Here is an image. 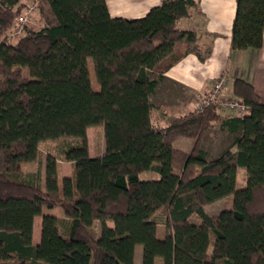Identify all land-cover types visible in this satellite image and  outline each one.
<instances>
[{"label": "trees", "instance_id": "trees-1", "mask_svg": "<svg viewBox=\"0 0 264 264\" xmlns=\"http://www.w3.org/2000/svg\"><path fill=\"white\" fill-rule=\"evenodd\" d=\"M20 4L0 0V264H133L138 245L141 264H264V104L253 86L231 82L248 105L221 122L234 151L208 158L199 147L219 117L214 106L161 128L150 118L163 73L188 53L210 55L195 28L178 26L190 8L200 12L199 0H162L139 18L112 17L105 0H37L42 26L10 42L4 32ZM263 31L264 0H235L230 49H260ZM92 126L103 127L95 156ZM180 137L192 139L189 150L173 146ZM46 141L56 155L46 157L42 182L21 165L37 162ZM54 157L71 163L59 181ZM238 166L246 169L239 188ZM145 171L156 178H141ZM228 195L231 208L205 212ZM57 208L62 215L44 212ZM193 213L200 222L189 221Z\"/></svg>", "mask_w": 264, "mask_h": 264}, {"label": "crops", "instance_id": "crops-1", "mask_svg": "<svg viewBox=\"0 0 264 264\" xmlns=\"http://www.w3.org/2000/svg\"><path fill=\"white\" fill-rule=\"evenodd\" d=\"M105 1L112 17L139 18L144 16L151 7L160 4L162 0ZM199 10L200 12L197 13L190 8L189 16L181 19L178 26L181 29L195 28L199 34V44L211 47L210 55L205 60H200L195 54L188 53L163 73L162 79L158 81L150 96V101L154 106L150 112V118L152 124L157 128L166 126L169 120L174 117L194 110L198 95L207 92L212 81L220 76L226 77L228 81L224 88L226 95L237 97L232 91L231 82L233 79H241L253 86L260 101L264 104V31L260 49L231 50L230 36L235 0H199ZM217 113L218 119L204 130L200 143L201 146H205V148L201 147V150L206 153L208 158L216 156L224 147L219 141L214 148H210L206 138L224 137L225 135L232 137L228 130L221 127V122L230 116L237 115L234 111L225 108L217 109ZM89 128H87V137H89ZM99 128L101 137H103V128L102 126ZM173 146L187 151L192 146V139L180 137L174 141ZM230 149L234 151L235 146L230 145ZM103 151L104 148L93 154L88 146L90 156L101 154ZM23 171L32 172L27 169H23ZM70 174L71 171L63 173L62 177ZM206 208L207 206L204 207V210L207 213ZM108 224L111 225L110 222ZM34 230L35 223L33 236ZM33 241L37 242L34 237ZM141 255L142 247L138 249L136 246L133 264H141ZM154 264H161V259L160 261L155 259Z\"/></svg>", "mask_w": 264, "mask_h": 264}, {"label": "rangeland", "instance_id": "rangeland-1", "mask_svg": "<svg viewBox=\"0 0 264 264\" xmlns=\"http://www.w3.org/2000/svg\"><path fill=\"white\" fill-rule=\"evenodd\" d=\"M36 1L37 0H21L19 14L15 17L13 25L4 32V34L8 36L10 42H14L19 35H22L25 27L39 28L40 25L42 24V21L40 20V15L38 13V10L36 9L37 8ZM19 15H24L25 21H19L17 18ZM87 66H88V72H89V78H90V84L92 87V91L95 92L99 89V86L94 76L91 59H88ZM91 95L92 93H90L89 95L87 94L86 97H88L89 99ZM99 127L100 126H92L88 130V135H89V137H87L88 146L90 147V150L93 154L100 152L104 148V137H101V131ZM206 140H207L208 147L210 148H214V146L217 145L219 141H221L222 143L221 146H223L224 148L229 147L232 143V138L228 137L227 135H225L224 137H207ZM199 147L205 148V146H201V144L199 145ZM48 155H52V156L56 155V147H55L54 141L43 142L40 145V155H39L38 161L32 162V163H22L21 167L22 169H27L32 172L38 171L39 175L41 176V181L43 182V178L45 175L46 157ZM52 162L55 167L54 171H55L56 181H59L63 173H70L71 163L69 161L57 159L56 157H54L51 163ZM141 178L143 179L156 178V174L151 171H145L141 174ZM245 179H246L245 167L238 166L236 169V182H235L236 187L239 188V187L244 186ZM232 205H233L232 195H228L222 198L221 200L215 202L214 204L206 205L207 206L206 211L209 214H212V213L217 214L221 210L231 208ZM44 212L58 213L62 215V211L58 208L49 209V210L44 209ZM189 221L192 223H197V222H200V218L197 214L193 213L190 215ZM34 223H35V230H34L33 237H34V240H37L38 242L39 234H40L39 233L40 232V228H39L40 217H36ZM98 228L99 226L96 223L97 232L99 231ZM156 235L158 238H163L165 236V225L163 223L157 225ZM140 248H141V245H138V249ZM156 259L160 261V258H156Z\"/></svg>", "mask_w": 264, "mask_h": 264}, {"label": "built area", "instance_id": "built-area-1", "mask_svg": "<svg viewBox=\"0 0 264 264\" xmlns=\"http://www.w3.org/2000/svg\"><path fill=\"white\" fill-rule=\"evenodd\" d=\"M17 18L19 21H25L24 15H19ZM227 83L226 77L220 76L215 78L211 83L210 89L198 95L194 109L201 110L207 106H214L216 111L219 108H225L234 111L237 115L245 114L248 110V105L240 98L224 93Z\"/></svg>", "mask_w": 264, "mask_h": 264}]
</instances>
